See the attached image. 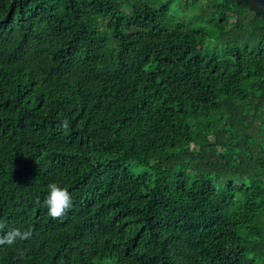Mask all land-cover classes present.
Listing matches in <instances>:
<instances>
[{"label":"trees","instance_id":"obj_1","mask_svg":"<svg viewBox=\"0 0 264 264\" xmlns=\"http://www.w3.org/2000/svg\"><path fill=\"white\" fill-rule=\"evenodd\" d=\"M0 241V264H264V10L0 0Z\"/></svg>","mask_w":264,"mask_h":264},{"label":"clouds","instance_id":"obj_2","mask_svg":"<svg viewBox=\"0 0 264 264\" xmlns=\"http://www.w3.org/2000/svg\"><path fill=\"white\" fill-rule=\"evenodd\" d=\"M71 195L69 192L58 184L49 185L44 205L47 209V214L50 217L56 218L61 216L71 205ZM27 232L15 231L9 235L8 243L12 244L16 238H25ZM2 242V241H0Z\"/></svg>","mask_w":264,"mask_h":264},{"label":"water","instance_id":"obj_3","mask_svg":"<svg viewBox=\"0 0 264 264\" xmlns=\"http://www.w3.org/2000/svg\"><path fill=\"white\" fill-rule=\"evenodd\" d=\"M254 7L264 10V0H252Z\"/></svg>","mask_w":264,"mask_h":264}]
</instances>
